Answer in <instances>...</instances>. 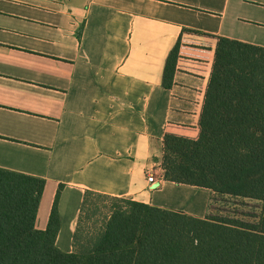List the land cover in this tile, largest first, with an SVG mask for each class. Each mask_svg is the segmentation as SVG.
<instances>
[{"label":"crops","instance_id":"obj_1","mask_svg":"<svg viewBox=\"0 0 264 264\" xmlns=\"http://www.w3.org/2000/svg\"><path fill=\"white\" fill-rule=\"evenodd\" d=\"M218 36L264 47V0H0V168L46 180L38 229L60 189L61 250L86 190L206 215L164 178L163 138L199 136Z\"/></svg>","mask_w":264,"mask_h":264},{"label":"trees","instance_id":"obj_2","mask_svg":"<svg viewBox=\"0 0 264 264\" xmlns=\"http://www.w3.org/2000/svg\"><path fill=\"white\" fill-rule=\"evenodd\" d=\"M179 46L166 61L165 88L174 83ZM199 127L196 139L164 134V178L260 200L256 220L198 217L86 190L65 252L56 244L60 189L47 227L38 229L46 180L0 168V264H264V47L218 36ZM94 199L115 204L104 221L84 227L100 211Z\"/></svg>","mask_w":264,"mask_h":264},{"label":"rangeland","instance_id":"obj_3","mask_svg":"<svg viewBox=\"0 0 264 264\" xmlns=\"http://www.w3.org/2000/svg\"><path fill=\"white\" fill-rule=\"evenodd\" d=\"M152 175H154V173H152ZM196 189L204 192L206 191L209 193V198L206 204L207 205L206 215L212 214V215L230 216L243 220L254 221L257 219V216L261 212L260 200L253 198L232 197L229 195H222L214 192L211 189H207V190L203 189L201 188V186L196 187ZM114 204L115 202L109 199H94L91 207L93 208L94 206H98L100 208V211L96 215H94L90 220L85 221L83 226L90 227L92 224L94 225L104 221L108 211V207H112ZM184 209L190 210L189 208H184ZM189 212L190 213L188 214H192V215L195 214L194 213L195 211H189ZM206 215L202 217H205ZM94 220H96V222H94Z\"/></svg>","mask_w":264,"mask_h":264},{"label":"built area","instance_id":"obj_4","mask_svg":"<svg viewBox=\"0 0 264 264\" xmlns=\"http://www.w3.org/2000/svg\"><path fill=\"white\" fill-rule=\"evenodd\" d=\"M148 180H149L150 182H154V176H153L152 174H150V175L148 176Z\"/></svg>","mask_w":264,"mask_h":264}]
</instances>
